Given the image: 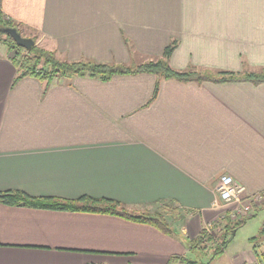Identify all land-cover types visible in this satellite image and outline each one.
I'll return each mask as SVG.
<instances>
[{
  "label": "crops",
  "instance_id": "obj_1",
  "mask_svg": "<svg viewBox=\"0 0 264 264\" xmlns=\"http://www.w3.org/2000/svg\"><path fill=\"white\" fill-rule=\"evenodd\" d=\"M1 5L6 19L61 60L132 68L175 40L171 67L240 79L180 81L144 71L15 79L13 56L0 49V192L86 195L131 209L171 200L184 217L172 221L175 237L109 213L0 202V264H167L191 253L184 239L229 208L217 205L221 174L245 194L264 190V80L244 78L264 71V0Z\"/></svg>",
  "mask_w": 264,
  "mask_h": 264
},
{
  "label": "trees",
  "instance_id": "obj_2",
  "mask_svg": "<svg viewBox=\"0 0 264 264\" xmlns=\"http://www.w3.org/2000/svg\"><path fill=\"white\" fill-rule=\"evenodd\" d=\"M6 27L17 28V24L5 18L0 0V42L9 50H15L12 58L18 68V74L15 79L26 75H33L43 80L50 81L55 77L70 78L85 74L92 76L99 75L101 78L107 79L116 72L138 71L150 72L157 75L159 78H173L180 81L194 80L201 82L203 80H212L221 82L240 79L239 76L235 75L232 71H220L218 73L221 77L211 79L202 75L194 66H190L187 69H175L171 67L169 64V57L176 46L175 40L165 47L161 57L154 60H146L132 68H128L95 61L61 60L57 58L52 51L46 50L36 43L29 49L23 48L16 45L12 37L3 31ZM18 31L20 32V29H18ZM33 39L35 40V38ZM244 74V78L249 80H264V72H246ZM157 89L158 80L156 81L151 100L156 96ZM0 202L9 205L35 208L114 214L129 220L147 223L163 233L175 237L179 236V232L172 226V221L183 220L184 218L181 214L182 210L171 200L161 201L157 203V207L153 209H131L119 201L108 198H94L86 195L77 199H65L54 196L38 197L28 195L19 190H7L0 192ZM263 208L264 205L259 209ZM254 216L255 214H252L237 220H230L227 218L222 229L221 227L218 228L217 232L208 231L204 225L195 237L184 239L190 252L211 249L212 253L207 262H198L188 257V255L174 254L170 256L167 264H210L218 253H224L228 243L226 236L232 234L234 230L244 224L247 219ZM263 232L264 229L262 230V233ZM254 251L257 252L256 249H254ZM261 256L264 257V253H262Z\"/></svg>",
  "mask_w": 264,
  "mask_h": 264
},
{
  "label": "rangeland",
  "instance_id": "obj_3",
  "mask_svg": "<svg viewBox=\"0 0 264 264\" xmlns=\"http://www.w3.org/2000/svg\"><path fill=\"white\" fill-rule=\"evenodd\" d=\"M20 32L23 36H25V34L26 35L32 34L30 32L23 30V29H20ZM34 38H35V40L33 38L32 39L34 40V43H35L37 37L34 36ZM168 45L169 44L165 45V47ZM5 47L6 46L0 42V49L3 50ZM164 49H163V51H164ZM8 51H10L9 54L12 56L15 53V50H9L8 49ZM134 57H135V55H134ZM152 60H154V59H152ZM131 65H133V64H131ZM136 65H138V64H136ZM263 204H264V201L260 202L258 205H254V207H251L249 214L250 215L254 214V212L258 211V209ZM233 206H234V204L231 205V207H233ZM257 207H258V209H257ZM227 218L230 219L226 215L225 218L222 219V221L219 225L214 226L213 230L215 232H217L218 228L221 227V229H222V226L224 225V222ZM230 220H232V219H230ZM263 229H264V209H259L258 213L254 217L247 219L246 222L244 224H242L240 227H238L236 230H234V232L232 234L226 236L228 243H227V246L225 248L224 253L223 252L218 253L212 259L210 264H238L235 262L236 260H238L237 257L238 256L243 257V255H245L247 252L252 251V247H255L257 252L253 251V258H252V256H250L249 259L247 257H245L244 259L246 261H244L242 264H264V257L261 256V254L264 253V232L262 233ZM211 253H212L211 249H208L206 251H193V252L188 254V257H191L192 259L197 260L198 262H207L211 256ZM253 261H255V262L251 263Z\"/></svg>",
  "mask_w": 264,
  "mask_h": 264
},
{
  "label": "built area",
  "instance_id": "obj_4",
  "mask_svg": "<svg viewBox=\"0 0 264 264\" xmlns=\"http://www.w3.org/2000/svg\"><path fill=\"white\" fill-rule=\"evenodd\" d=\"M216 191L219 197L218 206H227L228 209L221 212L214 220L205 224V228L213 232L215 225H219L227 215L230 219L236 220L250 213L251 207L264 201V190L252 194L244 193V186L236 182L228 174H221L216 183ZM234 204L233 207L231 205Z\"/></svg>",
  "mask_w": 264,
  "mask_h": 264
},
{
  "label": "water",
  "instance_id": "obj_5",
  "mask_svg": "<svg viewBox=\"0 0 264 264\" xmlns=\"http://www.w3.org/2000/svg\"><path fill=\"white\" fill-rule=\"evenodd\" d=\"M3 31L8 33L18 46L29 49L34 44L31 37L23 36L16 27H6Z\"/></svg>",
  "mask_w": 264,
  "mask_h": 264
}]
</instances>
